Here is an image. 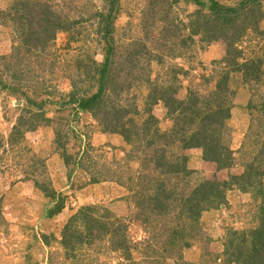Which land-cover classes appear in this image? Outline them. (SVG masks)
Listing matches in <instances>:
<instances>
[{
	"label": "rangeland",
	"instance_id": "rangeland-1",
	"mask_svg": "<svg viewBox=\"0 0 264 264\" xmlns=\"http://www.w3.org/2000/svg\"><path fill=\"white\" fill-rule=\"evenodd\" d=\"M16 2L31 12L20 26ZM47 24L63 27L44 45ZM0 56V264H230L243 241L232 232L263 227L264 176L247 192L225 188L224 204L195 217L200 235L184 230L177 243L170 241L176 222L195 218L149 214L152 190L145 188L160 181L221 185L254 162L264 133V0H0ZM156 87L182 102L196 92L200 109L228 106L232 168L219 170L201 147H185L189 131L167 139L179 122ZM217 89L225 98L210 99ZM96 101L100 106L91 105ZM129 101L137 117L125 114ZM103 108L105 117L126 118L116 133L103 131L100 114L93 115ZM33 113L42 114L37 124L29 122ZM146 118L149 132L135 137ZM157 132L155 161L148 146ZM254 166L264 173L262 159ZM35 182L63 196L59 213L48 216L54 203ZM86 206L95 209L89 214ZM75 214L70 242L81 241L69 252L63 233ZM92 217L105 230L91 234Z\"/></svg>",
	"mask_w": 264,
	"mask_h": 264
},
{
	"label": "trees",
	"instance_id": "trees-1",
	"mask_svg": "<svg viewBox=\"0 0 264 264\" xmlns=\"http://www.w3.org/2000/svg\"><path fill=\"white\" fill-rule=\"evenodd\" d=\"M163 1V0H162ZM20 3L24 2H16L14 11L18 13L19 17H14L13 20L15 21L17 26H20L22 24H25L24 18L29 15L31 12H29L28 8L26 7V4H22L24 7H18ZM27 11L26 14L22 13V11ZM6 17H9V14H6ZM4 18V17H3ZM47 23H52L50 20H46ZM174 23V22H173ZM165 24V22H164ZM60 25V24H59ZM53 28V30L48 28ZM44 30H48L49 33L44 34L48 36V39H45L42 41V44L46 45L49 41L54 39V35L56 32L60 31L63 26L58 25H44ZM171 29H173L171 26H167L166 29L162 28V31L170 32ZM177 32L180 30V27H176ZM22 34H26V31H22ZM181 33V30H180ZM29 35V32L26 34V36ZM168 35V33H166ZM40 36V35H39ZM191 38H189L190 40ZM188 40V38H187ZM182 48L185 46L184 40L180 43ZM160 49H163L162 47L167 46V42L164 41L159 43ZM15 47V46H14ZM28 53H31L30 48L26 49ZM3 60L2 56H0V61ZM10 60V57H9ZM158 64H161L160 61H157ZM260 64V62L258 63ZM144 67V66H143ZM145 69V67H144ZM254 73L255 78L258 77V70H256ZM250 76L253 77V74H251L250 71L247 72V76L250 79ZM6 86H4L5 88ZM44 89V87L42 88ZM157 96L159 97L158 90H161L160 88H154ZM158 89V90H157ZM162 95L164 94L166 97L161 96V99H165V101H170L168 105H170V113H175L174 115L177 118V122H179L178 127L174 132L171 134L168 133L166 136L167 139L170 141H175L176 138H182L181 136H184L187 131L190 132L188 134V138L183 140L184 146L189 148H196L201 147L203 149V156L206 161H211L216 163L217 168L219 170L224 169H230L235 164V160L232 157V153L230 152L229 148L227 146V140H225L224 135L226 129L224 128V121L229 118V109L227 105H224L223 107H217L212 110H205L200 109V105L204 106L202 102V98L196 93L193 92L189 93V96L187 97V100L184 102L177 101L176 99H173L172 97L162 92ZM218 89L214 91V93H211L210 96H212L210 99H217L221 97H224L226 95L227 91H224V95L218 94ZM98 94L94 96L97 97ZM156 97L153 96V99ZM225 98V97H224ZM170 99V100H169ZM157 100V99H156ZM89 100H82L79 105L85 106V104L88 103ZM222 101V98H221ZM126 112H130L133 114V116H138L141 114V112L138 110L137 104L128 102ZM91 105L100 106L99 102H93ZM38 108H40L41 103L37 104ZM227 106V107H226ZM205 107H208V103ZM247 110H251L252 108L249 106H246ZM143 112L149 113V107L148 105L144 107ZM142 112V113H143ZM100 114V117L102 121L104 122L103 131L110 132V133H116L115 127L117 125L122 124L123 121L126 119L124 115H122L123 121L120 119L119 115L116 114L112 117H105L108 113L106 110H101L98 113V110H93V115L96 116ZM129 114V113H127ZM42 117V114L33 113L31 116H28L29 122L33 124H37L39 121V118ZM133 117L128 118L127 120H132ZM126 120V121H127ZM131 122V121H129ZM26 123V122H25ZM20 125V122H18ZM23 124V123H21ZM150 122L149 118H146L143 120V122L140 124L139 127H136V132L133 134L135 137L141 138L142 133L144 134V131L146 130L147 133L150 129ZM142 131V133H141ZM154 136L150 137V147L153 151L150 153V157L155 159V161L158 159L159 154L156 152L159 151V148L157 146V143L159 141V133L153 134ZM247 138V136H246ZM260 143V144H259ZM58 144L60 146H63L61 142L58 139ZM245 143H243L244 146ZM255 144H259V148L257 152L255 153V159L252 164H248L247 166H244L243 171L239 174H236L235 176L231 175L229 177V180L223 182L221 185L213 184L212 182H209L207 180H203L201 182L196 183L195 186L192 188H189V181L185 182L184 185H179L178 183H172V184H165L163 181L154 186H147L145 189H151V193L147 197L148 200V213L151 215H154L157 213L159 216H168L171 213H186L188 211V214L191 217V221L193 218L198 216L200 213H202L203 210L209 209V208H218L221 204H224L225 201V188L228 189V187L236 186V189L241 192H247L249 191V188L253 184H260L261 180L264 176V173L258 172L256 170V166L260 163L261 159L264 161V133L261 136V140H257ZM65 165H68L69 160L64 157ZM238 163V161H237ZM166 167L172 166V164L163 163ZM176 168V172L178 171L179 167L178 165H174ZM178 168V169H177ZM175 172V171H174ZM184 173V177H188L190 175V172H185L184 170H180L179 173ZM176 174V173H174ZM255 182V183H254ZM262 184V183H261ZM36 187L44 194L45 197L49 198L50 201H52L54 204L52 206L51 210H48V216L50 217V214L54 215L56 213H59L63 207H64V198L63 196H59V194H56L55 191L49 190L45 186H40L37 182H35ZM189 188V190H188ZM84 209L90 214L95 209L94 206H86ZM264 212V211H263ZM76 216H71L69 222L65 225L64 230L65 233H63V243H65V247L68 248V251L71 252L73 250V247L76 243L80 242L81 240L73 239L71 241L72 235L70 234H77V230L73 226V222L78 219L79 214H75ZM179 215V214H177ZM176 215V216H177ZM197 218V217H196ZM194 219L189 224V218L186 217L185 221H179L176 222V226L173 230H171L172 235L175 237H171L170 241H175L178 237H183L184 234L182 233L184 230H188V235L193 237H198L200 235V228L198 231H194L196 228H198V219ZM188 219V220H187ZM264 221V217L263 220ZM90 233L92 234L94 228L96 227L98 230L103 229L105 230L104 226L106 223L103 224V227L101 226V221L97 218H90ZM93 223V224H92ZM180 223H183L184 226H182ZM98 224V225H96ZM108 224V223H107ZM262 224V223H261ZM263 227L262 230L257 229L250 232L247 231H233V235H241L243 238V241L240 242V247H235L236 249H241L240 256L236 254L235 251L232 250L230 257L228 258V262L230 264H264V223L261 225ZM170 230V229H169ZM72 231V232H69ZM176 233H181L180 236H176ZM79 236V235H77ZM76 236V237H77ZM195 237V238H196ZM177 243V241H175ZM230 246V243L227 244V247ZM151 252H154L151 250Z\"/></svg>",
	"mask_w": 264,
	"mask_h": 264
}]
</instances>
